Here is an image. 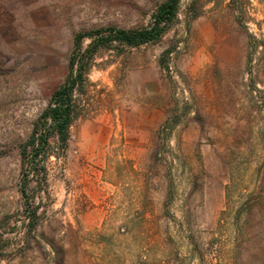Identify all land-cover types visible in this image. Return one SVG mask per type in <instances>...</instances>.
<instances>
[{
  "label": "rangeland",
  "instance_id": "1",
  "mask_svg": "<svg viewBox=\"0 0 264 264\" xmlns=\"http://www.w3.org/2000/svg\"><path fill=\"white\" fill-rule=\"evenodd\" d=\"M165 1L0 0V264H264V0L110 38ZM72 58L63 144L40 115Z\"/></svg>",
  "mask_w": 264,
  "mask_h": 264
},
{
  "label": "trees",
  "instance_id": "2",
  "mask_svg": "<svg viewBox=\"0 0 264 264\" xmlns=\"http://www.w3.org/2000/svg\"><path fill=\"white\" fill-rule=\"evenodd\" d=\"M178 1L179 0H167L162 3L154 13L153 24L149 29H142L135 32L116 31L110 38L127 46H137L139 44L158 41L168 24L171 23L176 16ZM69 64L72 67L74 64H78L76 75L70 81H66L64 85L52 94L48 107L40 115V120L43 122L41 125L42 128L48 123L52 129L51 133H54L63 144L68 140V131L75 112L73 91L78 85L76 78L80 79L84 72L83 67L79 65L77 59H70ZM48 139V134L42 131L38 137L41 147L47 144Z\"/></svg>",
  "mask_w": 264,
  "mask_h": 264
}]
</instances>
